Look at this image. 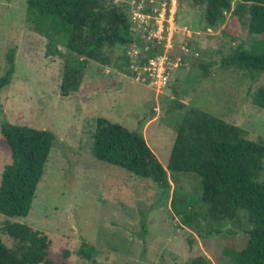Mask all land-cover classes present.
I'll use <instances>...</instances> for the list:
<instances>
[{
	"label": "rangeland",
	"instance_id": "obj_1",
	"mask_svg": "<svg viewBox=\"0 0 264 264\" xmlns=\"http://www.w3.org/2000/svg\"><path fill=\"white\" fill-rule=\"evenodd\" d=\"M25 1L0 0V76L9 49L14 68L10 83L0 90V110L9 123L50 131L54 140L27 215H0L1 242L11 245L1 232L3 220H8L45 234L53 264H91L76 254L82 243L94 249L95 264H186L197 256L218 264L224 259L223 248H241L244 222L222 226L224 232L232 229V235L201 239L172 215V187L194 193L195 174L177 173L168 189H160L90 154L95 120L104 118L128 130L136 128L165 168L184 111L174 107L176 102L243 129L249 140L264 138V110L251 104V94L264 84V74L251 81L246 72L220 66V59L236 44L222 33L229 14L213 29L204 25L198 8L169 4L175 10L172 21L166 22L168 16L162 23L155 18L152 33L157 38L166 41L171 33L177 47L187 44L188 49L186 60L169 71L161 90L113 70L111 65L131 51L114 48L106 51L108 65L88 61L78 90L64 97L59 93L62 61L45 56L44 38L24 21ZM105 2L129 6L130 13L137 3ZM251 39L245 37L246 48ZM199 64L210 67L203 72ZM10 161L0 141V177Z\"/></svg>",
	"mask_w": 264,
	"mask_h": 264
},
{
	"label": "trees",
	"instance_id": "obj_2",
	"mask_svg": "<svg viewBox=\"0 0 264 264\" xmlns=\"http://www.w3.org/2000/svg\"><path fill=\"white\" fill-rule=\"evenodd\" d=\"M174 1L177 8L202 10L207 28L219 27L225 21L223 13L229 14L222 33L236 44L220 59V66L246 72L251 81L264 74V0ZM144 2L139 11L151 15L152 3ZM25 3L24 21L31 31L44 38L45 56L62 61L61 96L78 90L88 61L108 65L106 51L131 48L134 44L139 49L140 63L163 52L154 39L145 42L133 30L129 6L124 4L105 0H26ZM243 33L252 38L249 48L245 46ZM177 46L174 44L169 57L175 60L180 56V61H185L186 54ZM184 46L187 48V44ZM119 59L111 68L132 76L128 56L123 54ZM199 67L207 72L210 64ZM13 71V49H9L6 69L0 76V90L8 86ZM251 104L264 110V84L251 94ZM174 107L184 111L165 168L136 128L128 130L104 118L95 120L90 154L135 177L148 179L160 189H168L177 173L195 174L198 185L192 178L196 183L194 193L172 187L169 208L180 226L203 239L225 233L232 235V229L224 232L222 226H240L244 222L241 232L245 241L241 248H223L224 259L218 264H264V138L249 140L243 129L195 107H185L180 102ZM0 137L11 158L0 177V215L24 217L43 175L54 136L47 130L13 125L0 110ZM1 232L11 245L7 247L0 240V264H53L48 258L50 241L45 234L8 220H3ZM76 254L95 264V251L90 245L82 243ZM186 264L210 262L197 256Z\"/></svg>",
	"mask_w": 264,
	"mask_h": 264
},
{
	"label": "built area",
	"instance_id": "obj_3",
	"mask_svg": "<svg viewBox=\"0 0 264 264\" xmlns=\"http://www.w3.org/2000/svg\"><path fill=\"white\" fill-rule=\"evenodd\" d=\"M145 0H136L135 12L130 13V20L134 24L133 30L141 35L145 42H149L151 39H156V35L152 33L155 29V18L160 17L161 23L172 21L175 10L169 9V4L171 6L176 5L174 0H148L151 4V15L143 14L139 10L144 6ZM169 12V14H168ZM226 15L225 13H223ZM158 27V26H157ZM208 30V29H207ZM168 40L157 38L155 40V45L162 47L163 52L155 57L148 58L146 62L140 63L139 49L136 45H131V51L127 54L129 58L128 68L131 70L132 76L138 81L141 80L145 82L150 87L159 91L165 87L167 84L169 71L174 69L180 62V56L172 60L169 57V51L174 46L173 37L171 33L168 35ZM180 51H183V55L187 53V48L185 46L179 47Z\"/></svg>",
	"mask_w": 264,
	"mask_h": 264
}]
</instances>
